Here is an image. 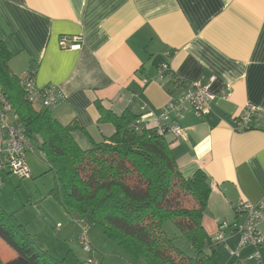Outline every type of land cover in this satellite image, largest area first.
I'll use <instances>...</instances> for the list:
<instances>
[{
    "label": "crops",
    "instance_id": "1",
    "mask_svg": "<svg viewBox=\"0 0 264 264\" xmlns=\"http://www.w3.org/2000/svg\"><path fill=\"white\" fill-rule=\"evenodd\" d=\"M62 35H81L82 47L61 48ZM0 41L21 79L34 72L38 89L63 91L66 98L52 114L87 130L90 136L73 132L85 150L116 130L99 121L98 103L117 114L131 110L153 126L181 81L214 76L211 112L200 118L188 111L180 120L183 136L166 135L184 177L198 170L208 176L212 192L203 226L211 242L221 222L240 219L234 208L240 200L264 196V130L235 128L249 106L264 114V0H0ZM165 63L171 71L160 79ZM34 138L40 146L42 136ZM46 164L45 173H53ZM71 228L75 237L72 221L62 231ZM260 230L264 236V224ZM236 243L233 236L227 246ZM56 247L43 249L59 258L71 249L66 242ZM261 252L264 261V246ZM0 256H14L1 239ZM216 258L230 263L226 246H218Z\"/></svg>",
    "mask_w": 264,
    "mask_h": 264
},
{
    "label": "trees",
    "instance_id": "2",
    "mask_svg": "<svg viewBox=\"0 0 264 264\" xmlns=\"http://www.w3.org/2000/svg\"><path fill=\"white\" fill-rule=\"evenodd\" d=\"M11 58L0 41V93L8 97L28 137L42 136L39 150L55 176L49 194L69 216L99 224L145 264H218V246L203 226L212 192L206 172L184 177L170 142L155 125L137 124L140 115L133 111L117 114L100 103L99 121L113 123L116 130L83 149L73 132L87 130L76 120L63 124L51 109L37 108L12 71ZM170 222L177 229H171L174 235L166 227ZM182 236L193 245L194 256L178 245ZM0 238L14 251L7 261L0 256V264H87L73 249L59 258L39 247L16 214L1 205Z\"/></svg>",
    "mask_w": 264,
    "mask_h": 264
},
{
    "label": "built area",
    "instance_id": "3",
    "mask_svg": "<svg viewBox=\"0 0 264 264\" xmlns=\"http://www.w3.org/2000/svg\"><path fill=\"white\" fill-rule=\"evenodd\" d=\"M82 42L81 35H62L59 39V44L64 49H80ZM170 71L169 64H163L159 70V78L164 79ZM34 74V72H29L21 79L30 101L52 109L65 100V94L56 85L38 89ZM214 80L215 77L210 76L206 81L201 79L181 81L179 94L171 95L169 102L157 116L155 126L158 131L163 135L171 133L174 137L179 138L183 136L180 120L185 117L188 111H193L200 118L207 116L211 112L212 103L216 98V95L211 91V84ZM228 92L224 94V97L229 95ZM141 122V119L137 120V124ZM0 128L3 134L0 146V157L2 158L0 171L23 177L29 176L30 172L25 159L26 154L33 149L32 140L26 134V128L8 97L3 93H0ZM235 128L240 131L264 130V114L257 107L249 106L235 119ZM234 208L240 219L235 223L221 222L218 231L212 237V244L227 247L230 255L229 264H264L261 252V248L264 246V236L260 230V225L264 224V196L257 202L240 200ZM88 227L89 225H85L80 234L85 251H91L87 239ZM233 236H237V243L234 247H228L227 241ZM86 262L95 264L92 259H88Z\"/></svg>",
    "mask_w": 264,
    "mask_h": 264
},
{
    "label": "rangeland",
    "instance_id": "4",
    "mask_svg": "<svg viewBox=\"0 0 264 264\" xmlns=\"http://www.w3.org/2000/svg\"><path fill=\"white\" fill-rule=\"evenodd\" d=\"M1 137L0 128V140ZM37 140L33 139V149L26 154L25 163L30 172L29 176L6 175L4 171H0L1 204H6L7 210H11V213L16 212L17 218L29 228L37 245L41 248L57 246L56 248L60 250L62 243L66 242L85 261L92 259L97 264H141L142 260L132 256L115 240L109 238L99 224L92 223L87 218H82L84 221H80L81 217L76 215V219L68 216L62 205L49 194L53 188L55 177L53 173H45L47 164L39 150ZM1 160L0 157V163H2ZM85 220L89 223H86ZM71 221L72 225L78 229L75 237H73L74 229L72 230V228L69 234L62 231L63 224ZM87 224H90L87 239L91 251H85L80 240L82 229ZM166 227L172 235L174 234L171 229L177 230L171 222L167 223ZM1 241L3 240L1 239ZM177 243L187 254L195 255L196 250L184 236L178 238ZM6 246L8 245L6 244ZM8 248L11 249L9 246ZM220 262L226 264L224 258Z\"/></svg>",
    "mask_w": 264,
    "mask_h": 264
}]
</instances>
